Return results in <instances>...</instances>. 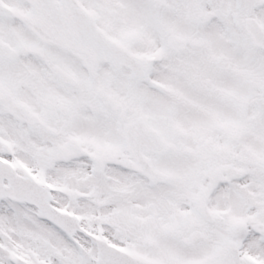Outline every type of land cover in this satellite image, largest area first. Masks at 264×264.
Here are the masks:
<instances>
[{
  "label": "snow or ice",
  "instance_id": "snow-or-ice-1",
  "mask_svg": "<svg viewBox=\"0 0 264 264\" xmlns=\"http://www.w3.org/2000/svg\"><path fill=\"white\" fill-rule=\"evenodd\" d=\"M0 264H264V0H0Z\"/></svg>",
  "mask_w": 264,
  "mask_h": 264
}]
</instances>
